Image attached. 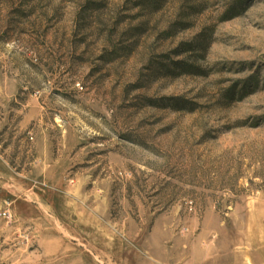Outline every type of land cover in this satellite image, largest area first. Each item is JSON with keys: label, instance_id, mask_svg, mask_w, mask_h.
<instances>
[{"label": "rangeland", "instance_id": "obj_1", "mask_svg": "<svg viewBox=\"0 0 264 264\" xmlns=\"http://www.w3.org/2000/svg\"><path fill=\"white\" fill-rule=\"evenodd\" d=\"M254 217L264 0H0V264L233 259Z\"/></svg>", "mask_w": 264, "mask_h": 264}, {"label": "crops", "instance_id": "obj_2", "mask_svg": "<svg viewBox=\"0 0 264 264\" xmlns=\"http://www.w3.org/2000/svg\"><path fill=\"white\" fill-rule=\"evenodd\" d=\"M251 222H253L252 227H255L254 233L249 236L248 241H245L247 244L235 249L232 253L233 259L230 253L223 255L222 258H216L215 251L204 249L199 253L201 256L183 262L186 264H264V220L254 217Z\"/></svg>", "mask_w": 264, "mask_h": 264}, {"label": "built area", "instance_id": "obj_3", "mask_svg": "<svg viewBox=\"0 0 264 264\" xmlns=\"http://www.w3.org/2000/svg\"><path fill=\"white\" fill-rule=\"evenodd\" d=\"M6 218L10 219L12 217V213L9 210L4 211L3 214Z\"/></svg>", "mask_w": 264, "mask_h": 264}]
</instances>
